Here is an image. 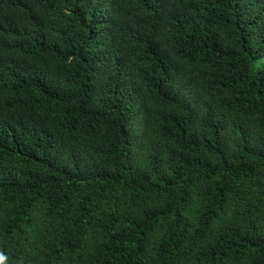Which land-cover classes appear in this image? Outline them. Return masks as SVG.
Here are the masks:
<instances>
[{"label": "trees", "instance_id": "obj_1", "mask_svg": "<svg viewBox=\"0 0 264 264\" xmlns=\"http://www.w3.org/2000/svg\"><path fill=\"white\" fill-rule=\"evenodd\" d=\"M0 264H264V0H0Z\"/></svg>", "mask_w": 264, "mask_h": 264}]
</instances>
